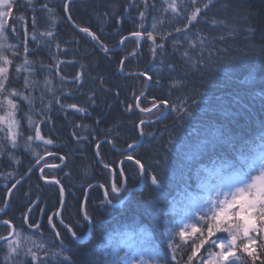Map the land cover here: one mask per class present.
<instances>
[{
  "label": "trees",
  "instance_id": "1",
  "mask_svg": "<svg viewBox=\"0 0 264 264\" xmlns=\"http://www.w3.org/2000/svg\"><path fill=\"white\" fill-rule=\"evenodd\" d=\"M44 3L54 9L57 17L55 36L51 40L42 38L37 45L31 40L32 18H36L37 33L49 30L48 13L42 9ZM177 3L182 16H174L170 10L165 12L164 0H147V8L144 0L70 2L68 13L72 22L95 33L110 49L105 53L90 36L70 24L64 0H32L31 5L28 0H15L14 16L25 19L10 21L9 43L21 44L22 53L27 27L29 59L35 62L36 69L34 79L42 82L45 76L51 78L55 94L61 97L65 107L54 102L42 83L34 91L36 108L52 101L50 109L43 113L51 121L42 123L41 134L53 143L45 145L34 140L32 149L42 157L45 152L50 155L10 193L7 210L0 213V222L8 220L22 236L44 243L49 252L46 264H61V261L63 264H124L119 257L138 260L131 250L139 241L149 245L154 255L155 251L167 254L171 262L169 228L175 225L178 231L185 217L194 215L209 196L221 189L229 173L240 166L241 156L260 143L259 137L264 133V0H198L197 7L202 8L205 3H210V7L201 12L188 30L180 33L175 29L183 28L194 7L191 0H177ZM141 11H145L143 19ZM213 20L224 23L213 25ZM12 24L18 25V38L11 32ZM133 32L142 33L140 45V38L132 36ZM148 32L153 33L154 40L148 38ZM122 37L126 38L123 42ZM21 60L22 56L17 57L16 63ZM57 61H63L59 64V75ZM48 65L53 66L51 71ZM78 72L82 80L74 83ZM10 87L22 89L23 76ZM41 93L43 105L39 99ZM141 93V108H150L154 100L167 103L158 104L151 113H142L135 108V97ZM17 102L20 105L17 119L22 121L23 136L18 138L16 149L10 144L7 148L21 162L10 160L8 151L0 154V209L5 206L9 188L39 158L24 146L27 136L35 135L24 115L29 106ZM70 104L86 111L68 108ZM129 104L133 105L130 111ZM182 109L192 114L185 116ZM34 118L39 120L40 114ZM141 120L145 121L141 126L143 134L137 127ZM226 136H231L232 141L221 143ZM97 143L100 162L96 156ZM129 144H133L131 150ZM130 154L145 167L144 185L117 205L129 191L112 193V181L118 185L124 183L130 190L141 184L138 166L125 159ZM60 156L65 157L64 164L58 168L46 167L43 177L55 178L63 186L65 201L59 217L77 233V239L83 238L89 229L81 214L88 189L84 209L92 217L91 233L83 242L75 240L57 216L52 221L55 228L48 221L60 206V187L42 180L39 169L60 163ZM105 164L110 167L105 168ZM152 174L160 176V185L151 183ZM101 185L109 194L107 199L112 201L105 207L100 205L104 200ZM25 213H29L28 223L23 219ZM37 223L39 228L29 227ZM10 229L2 223L0 236L7 235ZM193 242L198 240L190 239L177 251L180 264L187 260ZM175 243H182L178 236ZM5 245L6 242L0 243V264H4ZM30 246L28 242L25 247ZM210 249L208 246L201 251L206 255ZM53 252L60 255L53 256ZM238 263L250 264V258L241 254ZM16 264H32V261L21 253Z\"/></svg>",
  "mask_w": 264,
  "mask_h": 264
},
{
  "label": "snow or ice",
  "instance_id": "2",
  "mask_svg": "<svg viewBox=\"0 0 264 264\" xmlns=\"http://www.w3.org/2000/svg\"><path fill=\"white\" fill-rule=\"evenodd\" d=\"M29 5H31L32 0H28ZM166 5L164 11H171L174 16H182L183 13L180 11V5L177 0H164ZM194 10L189 13L186 17L187 22L183 25V28L177 27L175 31L177 33L184 32L189 29V26L197 21L200 17L202 11H206L210 7V3L203 4V7H197L198 0H191ZM145 8H147V0H144ZM15 0H0V154L8 151L7 145L10 144L12 149H16L19 144V139L23 136L20 131L22 121L17 119L18 110L20 108L18 100L26 102L28 107V112L24 115L27 118V124L29 130L34 128L35 135L27 136L24 141V146L26 149L32 151L33 156L39 157L36 160V165L38 166L43 159L34 149H32V142L42 141L45 145H51L53 141L51 139H45L41 134V125L44 122H50L51 117H46L43 113L49 110L52 101L41 108L35 107L36 97L34 96V91L39 88L41 83L43 84L44 90L51 93L54 102L60 105L61 108L65 106L61 103V97L56 96V89L53 86V81L48 76H45L43 81L34 79L36 75V69L34 67L35 62L29 59L30 48H29V33L27 27L24 30L23 39V52L21 53V44L19 43H9L8 26L10 21H23L25 18L23 16H14ZM42 9L46 10L48 13V18L50 20L49 30L37 33L36 31V18H32V28L33 32L31 34V40L37 45L41 44L42 38H48L51 40L55 36L54 29L56 27L57 17L55 16L54 9L49 8L47 3L42 5ZM36 9H33L35 11ZM64 11L67 13L69 11V0H64ZM145 16V11L140 12V17L143 19ZM71 20V16H68ZM213 25L223 24V21L213 20L211 22ZM79 27V26H77ZM156 23H153V29H155ZM80 31L90 36L94 41H96L105 53L109 52L110 49L107 45L102 44L95 33L91 32L88 28H80ZM249 32L252 31L251 28L248 29ZM11 32L19 36L18 25H11ZM132 36H135L137 40L141 37V32H133ZM170 37V33L166 34ZM147 36L149 39L154 40L153 33L148 32ZM199 39V37H197ZM223 38V37H221ZM126 38L122 37L121 42ZM190 43H192L190 41ZM203 43V40H201ZM195 45L193 44V47ZM57 49H59V43L56 44ZM162 47V45H161ZM187 55V54H185ZM20 63H16L17 57H21ZM63 61L56 62V72L59 75V64ZM124 64V60L121 59V69ZM45 66L42 64L41 68ZM52 65H48L49 71L52 70ZM83 67V65H82ZM23 76V88L16 89L10 87V84L14 80H19ZM64 80V77H60ZM82 80V74L77 73L74 78V83H78ZM101 83L103 80L101 79ZM136 96L135 108H138L142 113H151L153 109L157 107L160 103H167L166 101H155L152 103L150 108H141V97ZM41 104L44 102V94L41 93L39 97ZM94 102V100H93ZM196 101L193 100L192 104L195 105ZM68 108H72L78 112L86 111L85 108L78 107L76 104L67 105ZM133 105L129 104L127 109L132 110ZM185 116H190L192 113L188 109H182ZM40 114V119L36 120L34 118L35 114ZM145 123L141 120L137 125L141 129V134H143V128L141 127ZM75 135V133H73ZM79 140L80 138L77 137ZM218 139V138H214ZM231 136H226L221 143H230L232 141ZM5 140L7 143H5ZM260 143L250 148L247 154L241 156L240 166L236 168L235 171L230 172L226 177L227 180V190H217L215 193L207 200L203 202V205L198 209L194 215L187 216L181 222L182 226H179L178 231L177 226H171L169 232L171 233L172 239L169 240L168 248L171 250V262L168 260L167 254L161 255L159 251H155L154 258L151 260H140L130 259L128 256L119 257V259L124 261V264H180V260L177 258V251L181 250L185 245L188 244L189 240L194 238L198 240V243L193 242L191 244L190 254L187 256V260L184 264H237L241 260V254H246L247 258H250V264H264V133L259 137ZM112 143V141H109ZM128 149L133 148V144H129ZM99 143H97V155H99ZM9 158L15 163H20L11 151H8ZM45 155H50V153L45 152ZM62 161L65 159L64 156L59 157ZM128 161H134L135 165L138 166L139 172L143 174L145 172V167L141 161L135 158L133 155H128L125 157ZM159 164V161H157ZM48 167H54L49 165ZM105 168H109L110 165L105 164ZM31 171V167L29 168ZM43 169H41V176L43 177ZM8 175H12L9 173ZM120 176H124V171L121 170ZM46 179V178H45ZM151 183L153 185H160L162 180L160 176L156 174L150 175ZM55 184H60L59 180L53 178ZM16 184L9 188V193L15 189ZM92 185H89V188ZM103 187V185H101ZM121 189L126 191H131L126 188L124 183L119 185L113 182L111 185V192L117 193ZM108 192H105V200L100 201L101 207H105L111 204L112 201L107 199ZM65 190L63 186L60 187V200L61 204L64 203ZM7 202V201H6ZM32 204H36V201H32ZM2 211V209H0ZM32 211L31 205L29 206V213ZM43 211V210H42ZM81 211L83 212L84 220H91L92 217L89 213L81 206ZM156 211V209H152ZM29 213L23 215L25 223L29 221ZM61 213L57 211L54 215L48 217L49 224L52 225V221L55 216H60ZM8 225L11 230L5 236H0V241L6 242L7 252L3 257L4 264H16L17 258L20 257L21 253L25 257H30L32 264H46L49 252L46 249V245L42 242L38 243L31 236H22V234L15 229L10 221L5 220L2 222ZM61 224L64 221L61 219ZM55 228V225H52ZM30 228H39V223L29 225ZM67 227V226H66ZM68 231L72 233L73 237L77 236V233L73 231L70 227ZM220 235H217V234ZM226 234V235H225ZM56 236L59 237L60 233L57 232ZM179 237L181 244L175 243V238ZM28 242H31L30 247H25ZM63 244V241H61ZM211 249L207 251L205 255L201 249L208 248ZM43 250L42 255L40 254ZM53 256L60 255V253H52ZM67 259V258H65ZM63 264V261H61Z\"/></svg>",
  "mask_w": 264,
  "mask_h": 264
},
{
  "label": "water",
  "instance_id": "3",
  "mask_svg": "<svg viewBox=\"0 0 264 264\" xmlns=\"http://www.w3.org/2000/svg\"><path fill=\"white\" fill-rule=\"evenodd\" d=\"M72 1H78V0H69V3L72 2ZM65 15H66L67 20L70 22V24H72L76 29L80 30V28H78V27L72 22V20H69V19H68L69 13H68V12H67V13L65 12ZM142 39H143V37H142V35H141L140 40H139V45H140ZM138 48H139V47H138ZM139 142H140V141H139ZM139 142H138V143H139ZM125 150H127V149H125ZM125 150H123V151H125ZM47 156H48V155L43 156V159L41 160V162H42ZM96 156H97L98 161L100 162V159H99L97 153H96ZM63 163H64V160H63L60 164H55V165H53V166H54V167H60V166L63 165ZM36 166H37V165H36V163H35V164L32 166L31 170H32L34 167H36ZM48 166H49V165L43 166L41 169H43L44 167H48ZM41 169L39 170V176H40V177H41ZM29 173H30V171H28V172H27V173H26L21 179L17 180L14 184L18 185L22 180H24V179L29 175ZM41 178H42V177H41ZM42 180H44V181H49V182H53V179H52V178H50V179H44V178H42ZM53 183H54V182H53ZM57 185H59V187H61L60 184H57ZM143 185H144L143 174H141V184H140V186H138L137 188L132 189L131 191L128 192V194H129L130 192H132V191L140 190V189L143 187ZM10 188H12V186H11ZM101 188H102V192H103V198H104V200H105V189H104V187H101ZM87 191H88V189L86 190L85 198H84V200H83V202H82V206H83V208H84L85 201H86V197H87ZM128 194H127V195H128ZM9 195H10V193H9V191H8V192H7V195H6L5 206H4V208L2 209V211H0V213H4V212L7 210ZM127 195L123 198V200L121 201V203L126 199ZM6 201H7V202H6ZM64 201H65V196H64ZM121 203H119V204H121ZM63 205H64V203H63V204L60 203V206H59V208H58V211H59V212H60L61 208L63 207ZM81 214H82V216H83V212H82V211H81ZM57 218L59 219V216H57ZM59 220H60V219H59ZM3 221H4V220H3ZM3 221L0 222V225L2 224ZM60 221H61V220H60ZM86 221H87V223H88V225H89V229H88V231H87V234H86L83 238H81V239H77L76 237H73V236H72V233L69 231V233L71 234V236H72L75 240H77V241H79V242H83V241H85V240L90 236V233H91V222H90L89 220H86ZM62 225H64L65 227L67 226V225L64 224V223H63ZM68 228H69V227L67 226L66 229L68 230ZM10 230H11V229H10ZM1 242H3V241H0V243H1Z\"/></svg>",
  "mask_w": 264,
  "mask_h": 264
},
{
  "label": "rangeland",
  "instance_id": "4",
  "mask_svg": "<svg viewBox=\"0 0 264 264\" xmlns=\"http://www.w3.org/2000/svg\"><path fill=\"white\" fill-rule=\"evenodd\" d=\"M226 185H227V180H225L220 190H227ZM3 249L4 250L7 249L6 245L3 247ZM151 250L152 248L149 245H147L143 241H139L137 247L135 249H132L131 253L132 255H136L138 257V260H140L141 258H143L144 260H151L152 258H154V253ZM237 264L239 263L237 262Z\"/></svg>",
  "mask_w": 264,
  "mask_h": 264
},
{
  "label": "bare ground",
  "instance_id": "5",
  "mask_svg": "<svg viewBox=\"0 0 264 264\" xmlns=\"http://www.w3.org/2000/svg\"><path fill=\"white\" fill-rule=\"evenodd\" d=\"M65 224V223H64ZM68 226V225H67Z\"/></svg>",
  "mask_w": 264,
  "mask_h": 264
}]
</instances>
